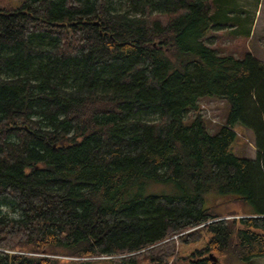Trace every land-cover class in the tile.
<instances>
[{"label": "trees", "instance_id": "obj_1", "mask_svg": "<svg viewBox=\"0 0 264 264\" xmlns=\"http://www.w3.org/2000/svg\"><path fill=\"white\" fill-rule=\"evenodd\" d=\"M114 1L0 8V264H220L209 253L231 248L253 264L264 63L204 42L226 1ZM202 97L229 102L213 134ZM236 123L252 131L254 159L231 152ZM234 202L243 216L227 217Z\"/></svg>", "mask_w": 264, "mask_h": 264}, {"label": "rangeland", "instance_id": "obj_2", "mask_svg": "<svg viewBox=\"0 0 264 264\" xmlns=\"http://www.w3.org/2000/svg\"><path fill=\"white\" fill-rule=\"evenodd\" d=\"M229 3L228 14L216 19L220 26L210 27L204 37V42L213 47L219 54H233L237 58H242L247 52L254 57L264 60V0H223ZM21 0H0V8L9 10L20 4ZM128 0H115L114 7L118 10L126 9ZM259 59V60H260ZM200 113L203 116L204 123L210 133H215L225 122L229 102L227 99L216 97L200 98ZM192 113H188L186 123L190 122ZM146 120L156 118V114H145L142 117ZM236 137L231 144V152L238 157L254 159L256 149L253 145V133L240 123L234 125ZM147 191L152 193H169L173 191L171 184L150 183ZM229 207H225L226 210ZM235 213L227 217L243 216L246 207L240 203L231 204ZM206 233L202 238L191 245H181L180 250L189 253L193 248L202 246L206 241ZM212 254V253H210ZM214 260L220 261V264H243L235 248H231L222 256L212 254ZM252 264V263H250ZM253 264H264V257H257Z\"/></svg>", "mask_w": 264, "mask_h": 264}, {"label": "water", "instance_id": "obj_3", "mask_svg": "<svg viewBox=\"0 0 264 264\" xmlns=\"http://www.w3.org/2000/svg\"><path fill=\"white\" fill-rule=\"evenodd\" d=\"M209 257H211L212 259H215V258L212 256V254H210V253H209Z\"/></svg>", "mask_w": 264, "mask_h": 264}, {"label": "crops", "instance_id": "obj_4", "mask_svg": "<svg viewBox=\"0 0 264 264\" xmlns=\"http://www.w3.org/2000/svg\"><path fill=\"white\" fill-rule=\"evenodd\" d=\"M258 59H260L259 57H257ZM260 61H262L264 63V60L263 59H260Z\"/></svg>", "mask_w": 264, "mask_h": 264}]
</instances>
